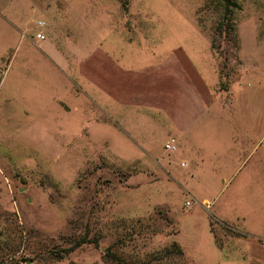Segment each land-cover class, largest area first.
Listing matches in <instances>:
<instances>
[{
    "label": "rangeland",
    "instance_id": "obj_1",
    "mask_svg": "<svg viewBox=\"0 0 264 264\" xmlns=\"http://www.w3.org/2000/svg\"><path fill=\"white\" fill-rule=\"evenodd\" d=\"M58 2L0 59V264H264V0Z\"/></svg>",
    "mask_w": 264,
    "mask_h": 264
},
{
    "label": "crops",
    "instance_id": "obj_2",
    "mask_svg": "<svg viewBox=\"0 0 264 264\" xmlns=\"http://www.w3.org/2000/svg\"><path fill=\"white\" fill-rule=\"evenodd\" d=\"M58 1L59 0H0V59L4 57L5 55H7L9 51H14L13 53V59H14V55L16 51V47L14 48V46H16V44H19L20 38L22 39L23 34L27 35L28 33H30L31 35L33 33L32 30L27 28V25L29 23V22L27 23V21L30 17V13L35 12V10H38L41 13L40 17H38L36 19V22L33 24V28L35 32L33 34V37L31 36L29 42L26 41L27 42L26 43L24 41L22 43H26L27 52H30V53L32 52L30 48H31L32 42L34 41L37 44H40L42 47L48 48L46 38L48 36L49 37L58 36L55 33V29L51 28V26L52 27L54 26L55 21L58 22V24H60L63 20L62 19L63 16L60 14V11H59L60 7L58 6L59 5ZM45 21L48 23V26L46 25ZM38 23H43L44 26L38 27L37 25ZM38 33L43 34L44 40L35 39V35ZM29 54L26 53V56H24L23 59H26L27 57H29ZM202 104L200 107L204 108L205 106L204 104L203 105ZM255 115H258L257 118L255 119L257 125L258 123L261 124L262 117H259L261 116V113L255 114ZM193 116H196V115H193ZM186 135H187V131L184 133L183 136H186ZM171 139L175 140L177 145L179 144L177 138L170 136L165 141L163 145V149H164L165 144ZM177 149L179 148L177 147ZM195 151H196V154L200 153L199 148L195 149ZM185 153H186V147H185ZM183 164H184L183 167L187 165L185 163H181L180 166ZM193 165L194 167L192 170L198 169V166L196 165V163ZM209 232L213 238L215 247L221 253V248L217 246L215 242V238L213 234L211 233V231ZM221 260H222V257H221Z\"/></svg>",
    "mask_w": 264,
    "mask_h": 264
},
{
    "label": "trees",
    "instance_id": "obj_3",
    "mask_svg": "<svg viewBox=\"0 0 264 264\" xmlns=\"http://www.w3.org/2000/svg\"><path fill=\"white\" fill-rule=\"evenodd\" d=\"M232 6L237 8V5H235L234 3ZM84 242H85V240L78 241L74 246L70 247V249L65 250L64 254L65 255L68 254L69 252H71V250H73L74 247L79 246L81 243H84ZM94 244H97V241H95ZM63 256L60 257V255H58V258L62 259ZM159 257H161V258H159V261H161L162 264H164V263L168 264L166 262H170V264H180L183 260V251L177 245V243H172L168 248H164L162 250V255ZM103 258H104V261L112 263V264H126L124 262H121L118 258H116L115 255H110V253L104 254ZM157 259H158V257H157Z\"/></svg>",
    "mask_w": 264,
    "mask_h": 264
},
{
    "label": "built area",
    "instance_id": "obj_4",
    "mask_svg": "<svg viewBox=\"0 0 264 264\" xmlns=\"http://www.w3.org/2000/svg\"><path fill=\"white\" fill-rule=\"evenodd\" d=\"M37 25H38V27H43V26H44L43 23H38ZM35 39H36V40H44V36H43V34L38 33V34L35 35ZM164 150H165L167 153H174V152H176V150H177V147H176V141L173 140V139L169 140V141L165 144V146H164ZM181 166L183 167L184 164L181 165ZM185 206H186V207H189V206H190V203H189V202H186V203H185Z\"/></svg>",
    "mask_w": 264,
    "mask_h": 264
}]
</instances>
